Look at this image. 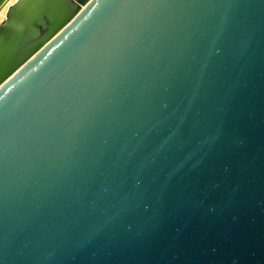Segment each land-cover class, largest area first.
Segmentation results:
<instances>
[{
	"label": "water",
	"instance_id": "95a60500",
	"mask_svg": "<svg viewBox=\"0 0 264 264\" xmlns=\"http://www.w3.org/2000/svg\"><path fill=\"white\" fill-rule=\"evenodd\" d=\"M0 264H264V0L10 4Z\"/></svg>",
	"mask_w": 264,
	"mask_h": 264
},
{
	"label": "bare ground",
	"instance_id": "6f19581e",
	"mask_svg": "<svg viewBox=\"0 0 264 264\" xmlns=\"http://www.w3.org/2000/svg\"><path fill=\"white\" fill-rule=\"evenodd\" d=\"M16 0H9V2L3 7V9L0 11V22L5 17L6 11L10 4L14 3Z\"/></svg>",
	"mask_w": 264,
	"mask_h": 264
}]
</instances>
